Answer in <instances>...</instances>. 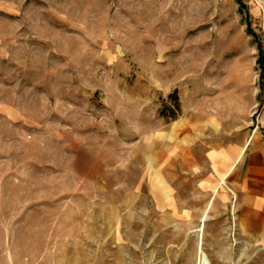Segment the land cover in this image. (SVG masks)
Listing matches in <instances>:
<instances>
[{
    "label": "rangeland",
    "instance_id": "rangeland-1",
    "mask_svg": "<svg viewBox=\"0 0 264 264\" xmlns=\"http://www.w3.org/2000/svg\"><path fill=\"white\" fill-rule=\"evenodd\" d=\"M258 142L264 0H0V264H264Z\"/></svg>",
    "mask_w": 264,
    "mask_h": 264
},
{
    "label": "crops",
    "instance_id": "crops-1",
    "mask_svg": "<svg viewBox=\"0 0 264 264\" xmlns=\"http://www.w3.org/2000/svg\"><path fill=\"white\" fill-rule=\"evenodd\" d=\"M248 146L249 144L246 145L242 152H244L245 149L248 150ZM251 148L253 150L248 156L245 165H243V167L246 166L244 175L239 173V165L242 162L243 154L241 153L239 155L238 148L231 151V154L228 157H226V154V156L219 154L220 159L218 158V155L208 156V161L211 165L213 164L212 171L214 173L217 172L215 174H208L206 177H201L204 173L201 175V168L198 170L195 169L197 159L194 157V160L190 165L195 173L194 178L197 177L199 180L205 182L221 181L229 172V175L225 179L236 175L235 180L240 184L246 197L243 206L240 207L239 227L242 232L246 229L250 234L260 236L264 235V144L258 142L255 143V145L252 144ZM183 151L185 152L186 149H183ZM217 159H219V162L216 161ZM236 171H238V173H236ZM215 189V191H217L218 188L216 187ZM206 210L203 212V215L206 212L208 217L210 207ZM197 213V218L195 217V214L192 213V215L194 219L196 218L201 224L202 218H199L201 211H198ZM187 223H189V221H187Z\"/></svg>",
    "mask_w": 264,
    "mask_h": 264
},
{
    "label": "bare ground",
    "instance_id": "bare-ground-1",
    "mask_svg": "<svg viewBox=\"0 0 264 264\" xmlns=\"http://www.w3.org/2000/svg\"><path fill=\"white\" fill-rule=\"evenodd\" d=\"M254 205H255V204H254ZM204 220H205V216H204V218H203V220H202L203 224H204ZM201 260H203V263H204V264H209V263H208V260H207V258H206V256L204 255L203 252H201Z\"/></svg>",
    "mask_w": 264,
    "mask_h": 264
}]
</instances>
